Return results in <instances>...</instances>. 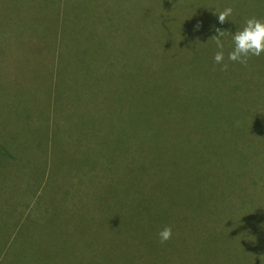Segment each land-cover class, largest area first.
<instances>
[{
  "label": "trees",
  "instance_id": "trees-1",
  "mask_svg": "<svg viewBox=\"0 0 264 264\" xmlns=\"http://www.w3.org/2000/svg\"><path fill=\"white\" fill-rule=\"evenodd\" d=\"M147 1L155 13L145 0H47L77 40V241L48 236L10 264H166L175 244L198 258L184 234L209 244L222 231L264 250V55L247 67L227 60L232 35L264 20V0H218L199 32L177 22L197 0ZM216 28L228 32L226 72L214 62ZM100 92L108 103L95 114L84 106ZM141 109L154 122L143 139ZM0 153L15 158L1 140ZM168 225L173 238L161 244Z\"/></svg>",
  "mask_w": 264,
  "mask_h": 264
},
{
  "label": "rangeland",
  "instance_id": "rangeland-1",
  "mask_svg": "<svg viewBox=\"0 0 264 264\" xmlns=\"http://www.w3.org/2000/svg\"><path fill=\"white\" fill-rule=\"evenodd\" d=\"M217 1L197 0L187 21L177 22L188 32L210 27L207 16ZM145 6L152 14L158 8L155 1ZM102 94L84 107L97 114L108 103ZM143 114L141 139L154 124ZM77 138V40L64 36L61 10L47 0H0V140L15 157L0 153V264L42 248L48 236L69 233L77 241ZM91 138L96 146L98 134ZM205 236L184 234L198 258L175 244L164 254L166 264H264L263 249L247 251L228 231L213 234L209 244Z\"/></svg>",
  "mask_w": 264,
  "mask_h": 264
},
{
  "label": "clouds",
  "instance_id": "clouds-1",
  "mask_svg": "<svg viewBox=\"0 0 264 264\" xmlns=\"http://www.w3.org/2000/svg\"><path fill=\"white\" fill-rule=\"evenodd\" d=\"M233 14L234 9L229 6L216 15L218 16L219 23L224 24ZM215 31L217 35L213 36L210 40L215 41L217 49H219L214 56V62L217 65H222L221 71L226 72L229 65L225 63L222 37L228 32L222 31L220 28H216ZM232 39L234 47L228 53L227 60L247 67L253 57L259 58L264 55V20L256 17L247 19L245 26L232 35ZM158 237L161 244L167 243L173 238V227L171 225L165 226L159 231ZM260 259L264 262V255H261Z\"/></svg>",
  "mask_w": 264,
  "mask_h": 264
}]
</instances>
